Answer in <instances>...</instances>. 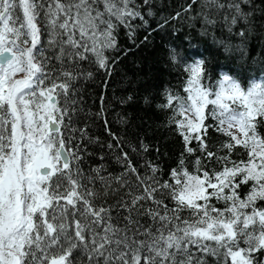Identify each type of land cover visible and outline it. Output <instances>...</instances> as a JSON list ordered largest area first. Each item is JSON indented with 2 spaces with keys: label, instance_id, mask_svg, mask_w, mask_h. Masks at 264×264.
<instances>
[{
  "label": "snow or ice",
  "instance_id": "6c2138e0",
  "mask_svg": "<svg viewBox=\"0 0 264 264\" xmlns=\"http://www.w3.org/2000/svg\"><path fill=\"white\" fill-rule=\"evenodd\" d=\"M0 264H264V0H0Z\"/></svg>",
  "mask_w": 264,
  "mask_h": 264
}]
</instances>
